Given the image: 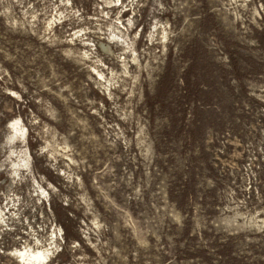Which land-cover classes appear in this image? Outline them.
Returning <instances> with one entry per match:
<instances>
[{"label":"clouds","instance_id":"obj_1","mask_svg":"<svg viewBox=\"0 0 264 264\" xmlns=\"http://www.w3.org/2000/svg\"><path fill=\"white\" fill-rule=\"evenodd\" d=\"M114 3L119 0H93L89 15L71 0H0L8 20L0 29V92L16 89L0 97V264H28L21 250L42 253L40 264H207L199 255L187 259L197 248L220 264L206 233L243 237L234 260L264 264V222L237 223L244 200H230L233 207L216 215L215 202L202 198L214 181L201 178L183 205L174 201L175 173L186 156H199L200 145L185 153L183 139L164 134L168 115L144 101L134 115V105L121 99L130 95V72L148 83L170 52L180 53L205 13L223 17L242 37L250 25L260 26L264 9L254 10L256 0H125L113 11ZM17 5L24 16L13 21L9 10ZM215 39L209 44L220 53L216 60L228 64ZM101 42L110 51H100ZM259 64L245 85L259 102L245 150L253 141L264 145V60ZM97 69L104 73L99 79ZM106 78L111 92L101 83ZM192 119L189 112L185 120ZM206 136L209 144L220 140L211 126L202 143Z\"/></svg>","mask_w":264,"mask_h":264},{"label":"rangeland","instance_id":"obj_2","mask_svg":"<svg viewBox=\"0 0 264 264\" xmlns=\"http://www.w3.org/2000/svg\"><path fill=\"white\" fill-rule=\"evenodd\" d=\"M22 2L26 4L30 0ZM76 2L88 8L91 15L93 0H71L73 4ZM124 3L125 0H119V4H112L113 11ZM256 4L259 7L255 8V11L264 9V0H256ZM100 7L107 11V2ZM3 11L0 7V29L8 24ZM9 12L13 14V21H16L17 17L23 19V9L18 5ZM126 12L130 14L131 10L126 9ZM119 16L120 24H123L126 17L123 13ZM261 19L264 18L257 17L259 27L255 24L250 25V30L241 37L229 30L223 17L205 13L198 21L193 36L182 45L180 53L174 56L170 52L168 59L158 67L148 83H141L139 76L130 72L132 78L125 85L130 95L121 97L125 102L134 105L131 108L134 115H139L136 107L141 101L145 102L150 111L168 115L171 124L164 129V134L169 138L183 139L188 147L185 153L189 150L194 151V147L200 145L199 156H186L185 166L175 173L176 179L171 193L174 201L177 200L183 205L188 196L194 194L201 178L205 181L213 180L214 188L207 189L202 198L211 203L215 202L212 207L216 215H219L220 208L233 207L230 200H244V205L238 209L240 212V216L237 217L238 224L244 223L246 219L252 222L253 217L255 223L264 222V211H261L264 208V145L259 141H253L254 148L245 150L241 147V144L246 142L245 136L249 131L247 126L255 123L257 119L255 113L259 102L247 95L245 85L247 78L260 67L259 60H264V21H260ZM59 23L67 22L58 21L57 24ZM113 34L118 35L115 32ZM213 34L216 37L215 43L227 52L228 64L216 60L220 53L217 47L209 44ZM98 48L102 52L110 50L107 42H101ZM134 51L138 54V49L134 48ZM144 54L145 56L149 54L147 49ZM97 72L99 75L93 73L97 79L104 75L99 69ZM143 75L149 76L147 72ZM233 79L237 81L235 85L231 83ZM181 80L183 84L180 83ZM101 83H107V91H112L111 81H107V78ZM119 83L120 81H117L118 85ZM15 90V87H10L8 93L0 92V97H10L11 91ZM245 102L249 105L248 109L244 107ZM189 112L193 119L186 122ZM157 118L153 117L154 120ZM259 119L264 124V116ZM208 126H211L220 140L213 139L212 144H209L210 137L206 136L202 143L204 130ZM230 135L231 139L223 143L222 140H226ZM248 139L252 137L249 136ZM185 176L188 178L184 179ZM237 185L240 187H236ZM231 192L235 195L229 197ZM2 204L3 201L0 199V205ZM195 211L194 207V216ZM225 218L220 216V219ZM205 235L209 238L210 247L215 249L213 255L218 254L223 258L220 264H238L231 253L243 237H233L227 233ZM189 243L194 244V238H191ZM188 254L187 259L190 262L195 259L191 255H199L207 264H211L212 257L206 255L205 249L197 248ZM33 264H40V261Z\"/></svg>","mask_w":264,"mask_h":264},{"label":"bare ground","instance_id":"obj_3","mask_svg":"<svg viewBox=\"0 0 264 264\" xmlns=\"http://www.w3.org/2000/svg\"><path fill=\"white\" fill-rule=\"evenodd\" d=\"M21 251L25 255L28 261V264H33L36 261H40V256L42 255V253L41 254H35V253L30 254V253H25L24 250H21Z\"/></svg>","mask_w":264,"mask_h":264}]
</instances>
